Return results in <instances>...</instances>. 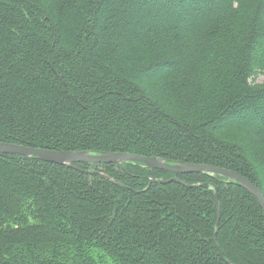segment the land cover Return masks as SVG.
<instances>
[{"label": "trees", "instance_id": "1", "mask_svg": "<svg viewBox=\"0 0 264 264\" xmlns=\"http://www.w3.org/2000/svg\"><path fill=\"white\" fill-rule=\"evenodd\" d=\"M261 42L264 0H0V142L214 165L264 193ZM77 166L0 153V264H264L238 182Z\"/></svg>", "mask_w": 264, "mask_h": 264}, {"label": "water", "instance_id": "2", "mask_svg": "<svg viewBox=\"0 0 264 264\" xmlns=\"http://www.w3.org/2000/svg\"><path fill=\"white\" fill-rule=\"evenodd\" d=\"M0 153L36 157L46 162L67 165L79 170L82 169L78 167L77 164H122L127 162H141L149 168L166 170L175 175L169 180H161L162 183L180 181L178 175L183 173L219 174L235 182H238L241 186L246 188L258 200L264 212V193L260 188H258L242 174L214 165L171 162L165 161L163 158L157 156L147 157L128 152H103L95 154L89 151H59L7 142H0ZM82 171L85 173H90L88 170ZM219 225L220 221L218 219V228Z\"/></svg>", "mask_w": 264, "mask_h": 264}, {"label": "rangeland", "instance_id": "3", "mask_svg": "<svg viewBox=\"0 0 264 264\" xmlns=\"http://www.w3.org/2000/svg\"><path fill=\"white\" fill-rule=\"evenodd\" d=\"M261 46H262V47L264 46V42H261ZM257 77H258V78H257L258 83H264V74H259ZM240 119H243V120H244V119H247V118L242 117V118H240ZM247 120L251 121L250 119H247ZM235 130L240 131V132H243V131H244V130H242V129H235ZM242 136L245 137L247 140L250 139V137L246 134V132H245V134H243ZM8 143H9V142H8ZM16 144H17V143H16ZM176 191H177V194H180V193L182 192L180 189H176ZM160 245H161L160 243L157 244V246H160Z\"/></svg>", "mask_w": 264, "mask_h": 264}, {"label": "bare ground", "instance_id": "4", "mask_svg": "<svg viewBox=\"0 0 264 264\" xmlns=\"http://www.w3.org/2000/svg\"><path fill=\"white\" fill-rule=\"evenodd\" d=\"M165 160V159H164Z\"/></svg>", "mask_w": 264, "mask_h": 264}]
</instances>
